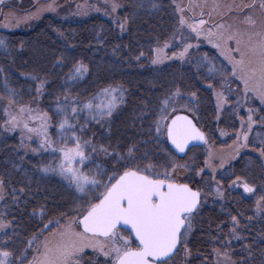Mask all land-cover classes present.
<instances>
[{
	"label": "snow or ice",
	"instance_id": "1",
	"mask_svg": "<svg viewBox=\"0 0 264 264\" xmlns=\"http://www.w3.org/2000/svg\"><path fill=\"white\" fill-rule=\"evenodd\" d=\"M134 6L159 12L163 10V0H137ZM5 7H8L7 0H0V9ZM118 7L119 5L113 3L111 10L115 12ZM49 8H54V5H49ZM195 8L200 9L199 19L193 16V22L187 23L184 19L185 13L193 12ZM175 10L180 13L181 25H186L195 34L194 38L203 36L218 51L219 57H223V60L231 65L226 68L221 63L217 67L205 54L193 62L194 75H202L208 80L209 90L214 87L211 81L215 80L219 84L217 77L223 79L230 76L234 82H239L238 86L242 85L241 98L245 103L251 95L253 101L258 99L261 105H264V0H243L241 3H236L235 0L232 3L213 0L211 4L207 0L204 3H192V0H189L186 6L175 4ZM217 16L220 17L219 20ZM233 17H240L239 23L243 28L228 23ZM15 22L13 19V23ZM126 24L127 20L119 23L121 31L125 29ZM96 39L99 43L103 37L98 36ZM193 47L198 49L199 44H188L178 55L174 53L168 58L184 60ZM0 48L5 49L7 55H11L7 52L8 42L3 38H0ZM161 51L156 50L155 58L151 60L153 65L163 62ZM142 56L141 52L136 60L139 61ZM55 66L69 69V83H76L92 73V69L82 60L65 63L63 56L55 58ZM27 79L34 83L39 81L34 95L43 97L47 87L45 78L33 75ZM3 88L8 107L4 109L7 119L0 125V131L19 129L28 139L38 137L37 149H31L38 155L48 150L58 153V164H44L34 171L40 174L39 180L52 175L61 177L74 199L73 207L62 211L60 218L56 220L49 218L51 210L46 204L40 205L39 210L34 208L29 216L39 217V223L38 230L31 235L20 234V223L15 216L9 220L5 215H0V264H169L181 252L184 264H191L189 258L192 249L188 246L189 237L193 232V221L199 215L204 200L200 189H194L190 183L176 181V173L179 170H188L191 167L188 163H179L176 154L186 156L197 146L194 142L207 143V139L205 133L188 116L176 115L170 120L167 118L169 109L175 112L176 103L184 99L180 87L173 86L160 102V116L149 125L146 132L151 140L140 142L145 146L149 143L157 146L170 143L172 147L164 149L163 157L159 156V147L156 151L142 152L140 146L132 143L126 146L127 152L122 155L119 152H110L111 145L97 147L91 139H81L77 135L78 131H86L78 123L82 113H87L85 123L94 121L97 124H108L114 115L124 110L121 106L126 104V99L122 87L101 89L87 103L70 96L58 99L55 114L62 117L59 122L60 147H53L49 136L51 117L48 113L22 103L17 107L20 103L17 99L18 93L8 88L6 77ZM216 96L218 102L227 100L222 92L216 93ZM194 97L196 92L193 91L189 99ZM36 102L38 101H34ZM149 104L150 101H142L143 107L139 109L141 115L136 117V120L145 118V114L150 111ZM236 107H240L239 100L236 101ZM247 111V123H241V131L237 136V153L239 148L248 146L249 134L257 122L253 119L256 109L248 108ZM261 111H264V108H261ZM152 115H155V112ZM259 120L264 123V116ZM23 143L22 137V147ZM257 148L261 194L256 201L254 216H259L264 222V139ZM98 152L114 161V169L101 170L98 167L95 171L92 170L91 164L94 163V155ZM205 166L215 171L209 161H205ZM203 171L204 169H200L196 174L199 175ZM109 172L112 174L109 175ZM26 180L27 182L22 181L23 187L9 189L13 203L18 207L25 201L18 200L17 197L27 196L32 190L31 179ZM232 185L242 186L245 193L257 192L254 179L250 183L248 179L236 176ZM39 186L37 181V190ZM5 187L6 180L0 179V200L4 199ZM213 194L223 199L224 193L219 182ZM57 210L59 211V208ZM238 216L239 214L231 216L232 228L228 235L235 240H244L247 237L240 233L251 227L254 217H248V223L241 228ZM123 229L128 230L127 235ZM230 244L231 241H224L225 246ZM255 249H259L260 264H264V235L259 239L253 237L244 245L248 255L240 264H255ZM229 264H232L230 260Z\"/></svg>",
	"mask_w": 264,
	"mask_h": 264
},
{
	"label": "trees",
	"instance_id": "2",
	"mask_svg": "<svg viewBox=\"0 0 264 264\" xmlns=\"http://www.w3.org/2000/svg\"><path fill=\"white\" fill-rule=\"evenodd\" d=\"M113 3L119 5L115 12L111 10ZM136 3L137 0H60L56 9L39 14L29 20V23L20 22L18 29L0 30V38L8 42L7 52L11 53L7 55L5 49L0 48V125L4 124V109L8 106L3 88L6 77L8 88L18 93L20 103L17 107L21 103L32 108L38 107L47 112L56 125L62 120L61 116L55 114L58 99L70 96L87 103L101 89L118 86L125 88L126 104L121 106L124 110L114 115L108 124L92 125L97 134L96 136L94 133L96 137L93 144L101 147L111 145L110 151L119 150L122 145L127 149L126 146L132 143L140 146L141 150L147 148L140 142L151 140L146 135L148 127L158 119L160 102L173 86L180 87L184 93V99L177 102L181 112L191 115L206 134L219 139L235 137L238 128L234 124L235 115L229 113L231 109L222 111L214 101V90L221 86V78L217 77L219 84L215 80L211 81L214 87L209 90V81L202 75H194L193 62L200 59L199 53H191L192 58L185 61L156 65L151 63L155 51L178 31L173 0H163V10L159 12L135 7ZM126 20V27L121 31L118 25ZM98 36L103 37L99 43L96 39ZM206 50L211 56H218L212 50ZM141 52L143 56L137 61L136 57ZM60 56L65 58V63L82 60L92 69L91 75L76 83H69V69L55 66V58ZM215 61L217 67L223 63L219 56ZM224 66L228 68L227 65ZM33 75L42 76L47 82L43 97L34 95L39 81L34 83L27 79ZM193 91L196 92V97L189 99ZM143 100L150 101V111L143 120H136L141 115L139 109L143 107ZM258 111L260 117L264 116V111ZM153 112L155 115H152ZM21 140L16 134L9 136L7 132L0 131V179L6 180L4 199L0 200V215H5L9 220L15 216L20 223V234L31 235L38 230L39 223V217L29 216L34 208L39 210L40 205L46 204L51 210L49 218L56 220L60 218L62 211L73 207L74 197L64 186L65 182L52 175L38 180L39 190L35 183L30 194L17 197L25 203L19 207L16 204L13 206L9 189L19 188L18 175L13 170L15 164L34 170L51 163L48 156L31 151L37 149L35 144L27 147L23 143L22 147ZM164 147L169 148L168 144H161L160 150ZM202 151L203 147L194 148L183 159L177 158L179 162L187 161L191 153L201 154ZM244 158L237 159L231 166L235 169L234 177L226 178L224 170L218 174L220 179L211 181L212 184L208 182L204 187L200 186L203 198L206 195L207 199H204V205L193 221V232L189 237L191 264H229V260L232 264H240L248 255L244 245L253 237L259 239L264 235V222L259 216H254L256 201L261 194L259 161L248 155ZM236 176L248 179L250 183L254 179L257 192L246 194L238 186L232 185ZM217 182L224 193L223 199L213 194ZM191 185L195 186L193 181ZM238 214L241 228L248 223V217H254L251 227L240 233L247 237L244 240H235L228 235L232 228L231 216ZM224 241H231L230 246H225ZM254 254L255 264H260L259 249H255ZM178 263L184 264V261L181 259L176 262Z\"/></svg>",
	"mask_w": 264,
	"mask_h": 264
},
{
	"label": "rangeland",
	"instance_id": "3",
	"mask_svg": "<svg viewBox=\"0 0 264 264\" xmlns=\"http://www.w3.org/2000/svg\"><path fill=\"white\" fill-rule=\"evenodd\" d=\"M60 0H7L8 7H5L3 9H0V30L3 29H14V28H19V23L22 21H28L34 19L39 16V14L54 10L58 7V3ZM205 0H192V3H204ZM209 4L213 2V0H207ZM218 2L222 3H232L233 0H218ZM236 3H241L243 0H235ZM189 3V0H174L173 4L175 7V4H182V5H187ZM32 4V5H29ZM49 5H54V8H49ZM176 11V10H175ZM199 8H195L193 12H186L184 15V19L187 21V23H192L193 20L191 17H195L196 19H199ZM11 13V15H9ZM177 13V20H178V31L177 33L166 43H164L162 46H160L158 49H161V56L163 57V62L162 63H170L172 61H185L189 60L192 58L191 53L198 54L200 56H203L207 54L209 58H211L215 63V59L219 56L218 51L214 49L211 44H209L203 36H201L199 39L194 38L195 34L191 32V30L186 26V25H181L180 23V13L176 11ZM4 17H8L5 19ZM13 19H15V23H13ZM220 17L217 16V20H219ZM240 17H233L231 20L228 21V23L239 26L243 28V25L239 23ZM167 44L169 45L168 47H164V45ZM188 44L192 45H197L199 44V48L197 49L196 47H193L190 49L189 56L186 57L184 60L180 59H169L168 57H172L173 54L175 53L178 55L184 47H186ZM212 50L215 52L218 56H211L206 49ZM156 55V51H155ZM154 55V58H155ZM219 59L222 60V62L227 65L228 68L231 67L227 63V61L223 60V57H219ZM217 64V63H216ZM239 82H234L230 76L225 77L221 79V86L215 91L214 90V101L216 103V106L218 103L220 104V108L222 111H229V113L235 115L236 120L234 122L235 125H238L235 137H230L227 139H219L214 137L211 134L206 135L207 143H205L203 147V151L200 154V152L196 153H191L189 155V158L187 161H182L179 162L181 164L188 163L191 167L188 170H179L176 173V181L180 183H192L194 182V185L196 188H200V186H205L208 182L210 184L211 181H216L218 178V174L223 172L224 170L226 178H232L236 175L235 169L232 168L231 166L234 164V162L237 159H242L245 157V155L250 156L251 158H257L259 155V151L257 148V145L260 144V141L264 139V123H261L259 118H260V112L258 113L257 110L264 108V105H261L259 100L253 101L252 96L250 95L248 97V102L245 103L244 100L241 98V93H242V85H239ZM124 91V96L126 94V89L123 88ZM222 92L224 97L227 98L226 102H218L216 93ZM91 100V99H90ZM240 101V107H236V101ZM176 111L172 112L170 109L167 114V118L170 120L172 116L181 112V108L178 107V103H176ZM8 107V106H7ZM6 107V108H7ZM248 108H254L256 109L255 114L253 115V119L256 122V124L253 126L251 133L249 134V142L248 146L244 148H239V151L237 153L236 149L238 147L239 141H237V136L241 131V123L244 122L245 125L247 123V115H248ZM35 115V113H33ZM160 116V114H159ZM231 116V117H232ZM7 119V116L5 117ZM87 118V113H82L81 117L79 118V125H82L86 131L84 132H77V135L81 137V139H91L92 141L95 140L94 138L97 136L96 132L93 131L92 125L97 124L94 121L90 123H85V120ZM159 118V117H158ZM243 118V121H242ZM72 123H77L76 121H71ZM92 123V124H91ZM91 124V125H90ZM262 124V127L260 126ZM90 125V127H89ZM31 126V125H30ZM55 128L56 131H53ZM262 129V130H261ZM49 136L51 140L53 141V147H60L59 140H60V130H59V123L56 125L52 119H51V124L49 126ZM96 136H95V134ZM9 136H15L18 135L23 137L24 145L27 147L32 146L31 144H35L36 148L38 147L39 144V138L33 136L31 139H28L24 134L19 130L15 131H9L7 132ZM163 144V143H161ZM161 144L158 146L156 144L149 143L146 145L147 148H144L143 151H156L157 147H159ZM97 147H101L100 145H96ZM166 147L162 148V151L160 150L159 156L163 157L165 152L164 149ZM110 151V150H109ZM110 152H119L122 155L127 152V149H124V146H121V149L115 150V151H110ZM45 157H49L51 159L50 165H56L59 163L60 156L58 153H53L51 150L43 152ZM102 155L104 156L102 158ZM199 155L200 158H199ZM250 158V159H251ZM246 159V158H244ZM205 161H209L215 171L212 170V168H208L205 166ZM221 162H223V165L221 166ZM16 165V166H15ZM13 170L17 172L19 182L17 181V184L19 187H23V182H27L26 178H30L32 181V185L35 184L39 180V174L35 172L34 170H29V167H25L22 165L15 164ZM101 170H108V169H114V161L110 159L109 156H106L102 152H98L94 155V163L91 164V168L93 171H95L97 168ZM193 169L195 171H193ZM200 169H204L203 173L197 175L196 173L199 172ZM88 169L86 168L85 171ZM109 175L112 174V172L108 173ZM224 174V173H223ZM238 175V174H237ZM59 177V176H58ZM215 177V179H213ZM61 179V177H59ZM62 180V179H61ZM21 185V186H20ZM238 188L242 189V186H238ZM103 189H100L102 191ZM201 190V189H200ZM27 191V190H26ZM203 191V190H201ZM247 194V193H246ZM203 195V193H202ZM206 200L207 196L202 200ZM12 204L15 206L13 203L12 199ZM204 203L202 204V206ZM4 207V205H3ZM55 231V229H53ZM124 232V231H123ZM125 235L128 233L124 232ZM183 256V253L179 256H177L174 261H170L169 264H176V262L181 260V257ZM179 264V263H178Z\"/></svg>",
	"mask_w": 264,
	"mask_h": 264
},
{
	"label": "water",
	"instance_id": "4",
	"mask_svg": "<svg viewBox=\"0 0 264 264\" xmlns=\"http://www.w3.org/2000/svg\"><path fill=\"white\" fill-rule=\"evenodd\" d=\"M176 115H186V116H188L190 119H192L193 120V118L191 117V116H189V115H187V114H185V113H179V114H176ZM175 115V116H176ZM175 116H173L172 118H174ZM193 122H194V120H193ZM195 123V122H194ZM197 126V125H196ZM198 127V126H197ZM199 128V127H198ZM200 129V128H199ZM201 130V129H200ZM202 131V130H201ZM203 132V131H202ZM194 143H196V145L197 146H201V145H203L204 144V142L203 141H199V142H194ZM169 145H170V143H169ZM170 147H172L171 145H170ZM173 151H175L174 149H172ZM179 156H184L185 154H179V153H177ZM125 230H127V229H125Z\"/></svg>",
	"mask_w": 264,
	"mask_h": 264
}]
</instances>
